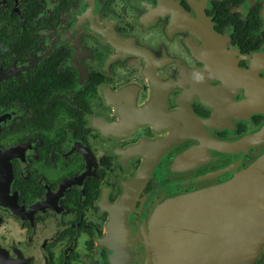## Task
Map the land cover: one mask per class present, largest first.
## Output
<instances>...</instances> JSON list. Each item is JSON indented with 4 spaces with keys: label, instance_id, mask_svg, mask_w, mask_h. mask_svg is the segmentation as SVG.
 Wrapping results in <instances>:
<instances>
[{
    "label": "flooded vegetation",
    "instance_id": "flooded-vegetation-1",
    "mask_svg": "<svg viewBox=\"0 0 264 264\" xmlns=\"http://www.w3.org/2000/svg\"><path fill=\"white\" fill-rule=\"evenodd\" d=\"M0 165V264H142L162 200L264 191V0H0Z\"/></svg>",
    "mask_w": 264,
    "mask_h": 264
},
{
    "label": "water",
    "instance_id": "water-1",
    "mask_svg": "<svg viewBox=\"0 0 264 264\" xmlns=\"http://www.w3.org/2000/svg\"><path fill=\"white\" fill-rule=\"evenodd\" d=\"M4 174L0 165V191ZM136 237L146 252L142 264H254L264 256V191L258 179L234 178L164 199L139 222ZM119 247L128 250L129 241Z\"/></svg>",
    "mask_w": 264,
    "mask_h": 264
}]
</instances>
